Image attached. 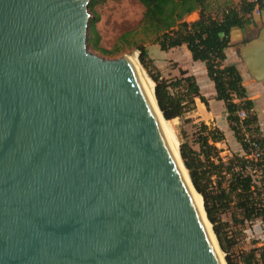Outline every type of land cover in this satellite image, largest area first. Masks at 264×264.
Instances as JSON below:
<instances>
[{
  "label": "water",
  "instance_id": "1",
  "mask_svg": "<svg viewBox=\"0 0 264 264\" xmlns=\"http://www.w3.org/2000/svg\"><path fill=\"white\" fill-rule=\"evenodd\" d=\"M92 1L0 0V264H228L131 58L90 51ZM239 56L264 82V27Z\"/></svg>",
  "mask_w": 264,
  "mask_h": 264
},
{
  "label": "trees",
  "instance_id": "2",
  "mask_svg": "<svg viewBox=\"0 0 264 264\" xmlns=\"http://www.w3.org/2000/svg\"><path fill=\"white\" fill-rule=\"evenodd\" d=\"M93 0L90 11L88 44L102 53L117 56L121 52L122 35L113 49L100 46L101 36L96 23ZM144 8L142 28L155 35V43L163 51L186 45L195 61L205 63L208 76L213 82L216 99L223 101L227 120L242 154L222 156L217 143L225 141L224 131L202 123L194 135V147L189 141L181 143V155L189 170L196 190L203 196L208 218L213 225L228 264H264V243L250 251L234 250L235 242L230 234V223L222 215L235 202L242 213L241 223L261 219L264 224V134L259 125L256 103L248 95L243 76L237 65L226 64L227 48L231 46L234 28H245L252 23L256 10H264V0H241L238 4H226L219 13L209 10L210 0H139ZM199 12L200 17L188 21L187 16ZM139 59L151 79L156 83V97L165 118H185L196 110L199 98L209 106V99L202 94L195 75L181 69L180 76L165 78L153 65L144 46H139ZM241 111L247 113L242 119ZM258 145L257 149L253 146ZM255 154H259L255 156ZM235 216V220H236Z\"/></svg>",
  "mask_w": 264,
  "mask_h": 264
},
{
  "label": "rangeland",
  "instance_id": "3",
  "mask_svg": "<svg viewBox=\"0 0 264 264\" xmlns=\"http://www.w3.org/2000/svg\"><path fill=\"white\" fill-rule=\"evenodd\" d=\"M241 0H210L209 10L212 13H219L226 4H238ZM145 8L139 0H102L94 7V12L98 15L96 27L100 33V46L105 49H113L115 44L119 42L122 35L127 34V37L120 42L121 52L117 56H111L102 53L100 50H95L89 46L90 51L105 58H118L123 55H128L137 52L140 55L139 46H144L150 59L167 79L179 77L180 70L187 66H193L187 47H180L168 51L161 50L160 46L155 43V35L151 32H146L142 28V19ZM92 13V12H91ZM264 11L255 12V19H263ZM92 17L94 14L92 13ZM91 17V18H92ZM199 17V12H194L187 16L188 21H193ZM157 57V58H156ZM139 59V57H138ZM140 60V59H139ZM156 61V62H155ZM142 68L147 71L142 65ZM147 76L151 78L146 72ZM250 93L256 99L255 111L258 114L259 125L264 134V90L257 88ZM249 95V96H250ZM209 106L203 110H194L187 114V118L191 121L187 122L185 118H176L169 120L170 129L175 135L181 146L183 141H189L194 147L199 146L194 143L195 132L201 127L202 123H206L210 127H218L222 129L226 135V140L217 143L219 149L222 150V156L229 157L233 153H243L240 149V143L237 141L229 124L221 119L217 113H210ZM193 114V117H188ZM235 216L237 217L235 220ZM225 221L230 223V234L235 242L234 250L250 251L253 247H258L264 243V224L261 219L254 222L246 221L241 223L242 213L236 208L235 202L233 206L222 215Z\"/></svg>",
  "mask_w": 264,
  "mask_h": 264
},
{
  "label": "crops",
  "instance_id": "4",
  "mask_svg": "<svg viewBox=\"0 0 264 264\" xmlns=\"http://www.w3.org/2000/svg\"><path fill=\"white\" fill-rule=\"evenodd\" d=\"M199 17H200V15H199ZM197 19H194L193 21H195ZM263 27H264V15H263V19H255V20H253L252 23L248 24L245 28H234L232 30V33H231V46L229 48H227V51H226L227 52L226 64H234V65H237L239 67L241 74L243 76V83L246 86L247 91H248V95H250V93L252 91H254L253 89L259 90L257 88H260L261 90H264V82L259 83L251 77V75L249 74V72L247 71V69L245 67V64L243 63V61L241 60V58L239 56V47L242 44L247 43V42L255 39L256 37H258V35H259V33ZM180 47H187V46L183 45ZM180 47H177V48H180ZM174 49H176V48H174ZM188 52L190 54V58H191V61L193 63V66H191V67L187 66L184 69L188 70L190 74H193L196 76L198 83L201 87L202 94L205 95L209 99V107L211 108V112L210 111L209 112L211 114L217 113L221 119H224L225 122L228 123L227 110L225 107V103L223 101L216 99L215 86L208 76V72H207L205 63H203L201 61L193 60L191 52L189 51V49H188ZM251 95H253V94H251ZM251 95L249 97L255 101L256 99H254V97ZM196 105H197L196 109L201 110V111L203 110V106L204 107L207 106L199 98L196 99ZM193 116H194L193 114H190L188 117H193ZM239 150H243L241 147V144H240ZM238 154H242V153H238Z\"/></svg>",
  "mask_w": 264,
  "mask_h": 264
},
{
  "label": "bare ground",
  "instance_id": "5",
  "mask_svg": "<svg viewBox=\"0 0 264 264\" xmlns=\"http://www.w3.org/2000/svg\"><path fill=\"white\" fill-rule=\"evenodd\" d=\"M128 56L131 58L133 64H134L135 67L137 68V71H138V73H139V76H140V78H141V80H142V82H143V84H144V86H145V88H146V90H147V92H148V95H149L151 101L153 102V105H154V107H155V109H156V111H157V114H158V116H159V119H160V121H161V123H162V125H163V128H164V130H165V132H166V134H167V137H168V139H169V141H170V143H171V145H172V148H173L175 154H176L177 157H178L179 142H178V140L176 139L175 135L173 134V132H172L171 129H170V123H169L170 121H169V120H165V119L163 118L161 112L159 111V109H158V107H157V103H156V100H155V97H154L155 83H154V81H153L151 78H149V77L147 76V74H146L147 71L145 72V70L142 68V66H141V64H140V62H139V59H138L139 56H138L137 52L130 53V54H128ZM250 82H251V81H250ZM250 86H251V85H250ZM250 86H249V87H250ZM179 161H180V160H179ZM181 167H182L183 173H184V175H185V177H186V179H187V181H188V183H189V186H190V188H191V191H192V194H193L194 199H195V201H196V204H197L199 210H200L201 213H202V216H203V218H204V220H205V222H206V225H207L209 231L211 232V235H212V237H213V240H214V243H215V245H216V247H217V250H218V252H219L221 258L223 259L224 254H223V253L221 252V250L219 249V247H218V243H217V240H216V238H215V236H214V234H213V231H212V229H211V224H210L209 221L206 219L205 211H204V209H203V198H202L201 195H199V194L195 191L193 185H192L191 182H190L189 175H188V173H187L185 167L182 165V163H181Z\"/></svg>",
  "mask_w": 264,
  "mask_h": 264
},
{
  "label": "built area",
  "instance_id": "6",
  "mask_svg": "<svg viewBox=\"0 0 264 264\" xmlns=\"http://www.w3.org/2000/svg\"><path fill=\"white\" fill-rule=\"evenodd\" d=\"M258 11H260L259 9H258ZM239 115H240V117L242 118V119H244L246 116H247V113L246 112H244V111H241L240 113H239ZM256 149H257V147H258V145L256 144V143H254V145H253ZM259 154H255V156H258Z\"/></svg>",
  "mask_w": 264,
  "mask_h": 264
}]
</instances>
